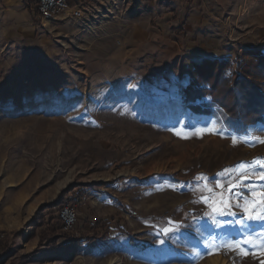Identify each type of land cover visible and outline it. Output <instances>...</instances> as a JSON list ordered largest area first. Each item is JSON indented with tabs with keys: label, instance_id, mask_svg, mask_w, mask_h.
<instances>
[{
	"label": "rangeland",
	"instance_id": "1",
	"mask_svg": "<svg viewBox=\"0 0 264 264\" xmlns=\"http://www.w3.org/2000/svg\"><path fill=\"white\" fill-rule=\"evenodd\" d=\"M78 4L79 18L35 19L23 0H0V264H189L185 254L203 251L202 238L187 227L170 238L160 229L168 220L211 226L207 206L192 202L193 186L206 183L195 178L216 180L264 158V144L232 143L264 138V123L226 131L219 113L194 114L182 91L194 62L236 65L249 50L264 51V0ZM198 129L205 131L193 135ZM77 184L86 190L67 200L75 226L57 233L83 237L90 221H110L109 234L41 238L39 208ZM233 211L218 219L243 215ZM238 229L212 234L243 240L264 231ZM213 259L261 264L264 255L259 247L246 256L221 251L195 264Z\"/></svg>",
	"mask_w": 264,
	"mask_h": 264
},
{
	"label": "trees",
	"instance_id": "2",
	"mask_svg": "<svg viewBox=\"0 0 264 264\" xmlns=\"http://www.w3.org/2000/svg\"><path fill=\"white\" fill-rule=\"evenodd\" d=\"M75 3L81 0H74ZM32 16L37 19L38 0H23ZM250 58L234 65L223 58L203 59L194 62L192 78L183 88L182 100L194 114L221 115L226 131L244 134L250 124L264 123V51L249 50ZM85 185L77 184L65 188L58 200L39 208L42 226L41 238L55 237L88 241L111 230L110 221L95 225L89 222L88 234L75 237L69 231L57 233L62 226L59 211L68 198L85 192ZM58 234V235H57ZM131 240V239H129ZM132 241V240H131ZM134 242V241H132ZM0 249L7 250L4 238H0Z\"/></svg>",
	"mask_w": 264,
	"mask_h": 264
},
{
	"label": "snow or ice",
	"instance_id": "3",
	"mask_svg": "<svg viewBox=\"0 0 264 264\" xmlns=\"http://www.w3.org/2000/svg\"><path fill=\"white\" fill-rule=\"evenodd\" d=\"M203 131L205 130L198 129L193 135L200 134ZM175 134L181 135L180 132ZM238 142L255 146L257 143L264 144V138L254 137L251 140H238L237 137H232L233 145ZM216 176L218 179L210 181L206 175L200 174L195 179L198 183L200 181L206 183L202 187L193 186L192 188L193 195L199 194V199L192 202L203 203L207 206L209 211L205 212L204 216L210 219L211 226L200 223L186 226L180 221L168 220L166 226L162 227L160 232L164 237L170 238L187 227L202 238L203 243L201 244L200 241H197V244L203 248V251H190L185 254L189 258V264H195L198 259L221 251L235 252L238 255L246 256L249 251L259 247L261 254L264 255V231L255 236L249 235L243 240L235 239L232 233H222L219 239L212 234L214 228L224 229L232 224L239 226L238 233L254 229L255 225L264 228V183L255 182L264 181V158H254L250 162L239 163L233 168L224 169L222 172L217 173ZM246 181L253 182L246 183ZM210 184L213 187H210ZM170 187L175 190V186L170 185ZM216 189H219V191H216ZM234 208L243 213L241 218L233 221H221L218 219V217L223 216L236 217L238 212L233 211ZM193 220L195 221L196 218L193 217ZM160 243L164 244L165 241L162 239ZM261 264H264V261Z\"/></svg>",
	"mask_w": 264,
	"mask_h": 264
},
{
	"label": "built area",
	"instance_id": "4",
	"mask_svg": "<svg viewBox=\"0 0 264 264\" xmlns=\"http://www.w3.org/2000/svg\"><path fill=\"white\" fill-rule=\"evenodd\" d=\"M37 9L40 17L44 19L65 16L79 18L82 16L81 6L71 0H38ZM59 217L64 230L73 229L77 218L75 205L66 201L59 211Z\"/></svg>",
	"mask_w": 264,
	"mask_h": 264
},
{
	"label": "bare ground",
	"instance_id": "5",
	"mask_svg": "<svg viewBox=\"0 0 264 264\" xmlns=\"http://www.w3.org/2000/svg\"><path fill=\"white\" fill-rule=\"evenodd\" d=\"M212 262H213L214 264H217V261H216V259H213V260H212Z\"/></svg>",
	"mask_w": 264,
	"mask_h": 264
}]
</instances>
